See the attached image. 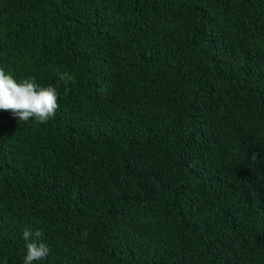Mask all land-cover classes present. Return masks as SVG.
<instances>
[{
    "label": "trees",
    "instance_id": "obj_1",
    "mask_svg": "<svg viewBox=\"0 0 264 264\" xmlns=\"http://www.w3.org/2000/svg\"><path fill=\"white\" fill-rule=\"evenodd\" d=\"M0 264H264V0H0Z\"/></svg>",
    "mask_w": 264,
    "mask_h": 264
}]
</instances>
